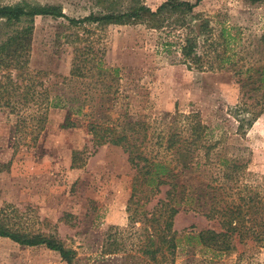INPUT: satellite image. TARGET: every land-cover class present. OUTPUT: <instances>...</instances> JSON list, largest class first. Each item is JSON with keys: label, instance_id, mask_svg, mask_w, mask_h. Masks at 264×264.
<instances>
[{"label": "rangeland", "instance_id": "rangeland-1", "mask_svg": "<svg viewBox=\"0 0 264 264\" xmlns=\"http://www.w3.org/2000/svg\"><path fill=\"white\" fill-rule=\"evenodd\" d=\"M142 1L156 11L168 0ZM180 1L198 5L184 17L166 13L162 29L146 22H88L74 26L62 17L37 16L33 22L30 67L49 73L50 80L55 81L56 76H68L80 50L90 58L95 56V63L90 64L92 72L98 73L99 64L106 72L101 93L95 92L97 76L73 79L66 88H55L53 93L63 98L90 100L87 111L90 113L93 108L95 117L107 124L114 120L118 123V119L123 124L126 116L146 117L141 121L155 125L176 113H199L210 127L212 139L225 140L228 150L224 154L248 163L244 183L264 194V114L240 133L234 112L242 101L239 77L230 69H190L181 61L179 49L186 30L171 31L165 27L178 19L197 30L205 24L218 40L225 29L228 49L222 46L218 52L226 50L227 56L234 53L236 61L242 56L258 60L263 55L257 48L264 35V1ZM23 2L57 7L76 20L102 13L99 0H0V6ZM25 25L6 26L0 21V43ZM203 38L199 39L198 51L205 59L214 61L218 54L211 51ZM68 117L77 124L75 128L65 127ZM82 118L68 109L50 110L44 130L33 143L35 135L20 127V117L0 110V217L5 218V226L10 230L54 239L75 251V264L140 263L148 259L140 250L147 245L148 233L153 229L144 221L143 214L165 198L166 188L150 201L146 194L139 195L134 222V210L129 212L128 206L136 172L122 148L111 144L96 146L93 136L82 125ZM200 179L193 183L204 181ZM191 227L195 233L219 230L215 222L201 214L181 211L175 218L174 229L182 232ZM182 246L184 252L189 250L184 242ZM204 252L197 250L189 257L182 253L178 262L264 264V248L254 243L238 245L236 252L212 261L211 255ZM0 264L68 263L45 246H22L0 237Z\"/></svg>", "mask_w": 264, "mask_h": 264}, {"label": "trees", "instance_id": "trees-1", "mask_svg": "<svg viewBox=\"0 0 264 264\" xmlns=\"http://www.w3.org/2000/svg\"><path fill=\"white\" fill-rule=\"evenodd\" d=\"M247 1L256 4L264 0ZM99 3L102 5L99 16L91 14L80 20L68 18L54 6L27 2L0 6V21L6 26L26 23L0 43V110L18 115L20 127L35 135L33 143L44 130L50 110L68 109L69 113L82 116V125L93 136L96 146L111 144L127 154L136 172L128 206L131 213L140 203V194H146V199L150 201L166 188L165 198L143 214L144 221L153 229L148 233L147 245L140 250L148 259L137 264H179L182 253L189 257L194 256L197 250L210 254L209 260L212 261L236 252L238 245L246 243L264 248V194L244 183L248 163L224 154L228 150L225 140L212 139L210 127L199 113H176L155 122V125L141 121L146 117L126 116L123 117V124H119L120 119L118 123L114 120L107 124L95 117L93 108L90 113L87 111L90 100L63 98L53 93L55 88H66L73 79L86 80L95 76V92L101 93L105 89L103 79L106 72L101 69V64L97 65L98 73L92 72L90 64L95 63V56L90 58L80 50V54L74 57L68 76H56L55 81L50 80L49 73L31 69L33 22L37 16L62 17L74 26L88 22L105 25L146 22L162 29L166 13L184 17L198 5L168 0L152 11L142 0H99ZM165 27L171 31L186 30L179 49L181 61L190 69L200 72L234 71L239 77L242 94L241 103L234 109L238 131L241 133L246 127L250 128L264 114V35L258 41L257 49L263 54L260 59L249 60L253 57L242 56L236 61V54L227 56L226 50L218 52L222 46L229 45L225 29L218 40L211 36L212 30L205 24L197 30L187 26L183 19H178L174 23L168 22ZM201 37L212 48L211 51L218 54L214 61L205 59L204 54L198 51ZM99 63H102L101 60ZM74 102L80 105L76 106ZM76 126L71 118L66 119V128ZM200 178L204 181L193 183ZM181 211L201 214L208 221L215 222L219 230L203 229L195 233L194 227H191L178 232L174 229V221ZM131 216L136 222L138 214L135 210ZM5 221L0 217V237L22 246H45L58 252L68 264H75V251L66 249L54 239L10 230ZM183 242L189 247L186 252L185 248L180 249Z\"/></svg>", "mask_w": 264, "mask_h": 264}]
</instances>
